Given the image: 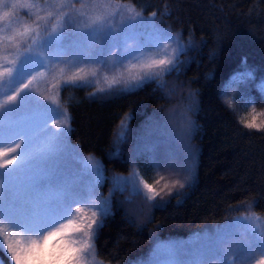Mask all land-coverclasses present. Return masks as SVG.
<instances>
[{
  "label": "snow or ice",
  "instance_id": "1",
  "mask_svg": "<svg viewBox=\"0 0 264 264\" xmlns=\"http://www.w3.org/2000/svg\"><path fill=\"white\" fill-rule=\"evenodd\" d=\"M58 7H65L63 0ZM8 16V12L0 14V21ZM155 16L154 11L144 17L134 6L119 0H81L79 9L73 3L70 10L59 11L50 28L41 29L37 24L35 28L25 26L14 35L0 36V80L6 77L10 87L19 85L0 100V157L12 154L0 162V252L10 255L9 264H89L87 256L95 253L93 226L100 227V217L109 214L110 200L97 191L104 180L99 161L89 156L82 170H71V164L79 163L82 157L68 144L70 117L61 104L60 92L89 85V77L97 78L99 84L101 67L113 74L105 72L106 87H98L90 95H112L150 82L164 88L163 76L177 70L185 45L158 25ZM40 19L44 18L37 17ZM173 44L171 52L160 58L149 54V49L167 50ZM13 45L16 51L8 52ZM59 64L65 67L59 69L55 94L41 98L39 90L30 87L33 80L44 75L37 69L51 70ZM66 67L74 71L65 74ZM248 78L251 73L245 70L233 80L242 83ZM227 103L231 107V101ZM256 119L252 115L240 122L250 129H264V121L257 123ZM153 120L176 139L166 120L158 115ZM120 127L118 135L123 138L124 120ZM166 164L178 170L170 184L166 182L157 190L133 170L127 176L113 177L110 195L128 192L129 204L142 197L146 203L161 206L165 195L185 187L179 173L188 170L183 156L175 163L168 157L153 158L157 168ZM163 179L160 176L154 183L159 185ZM260 220L254 213L235 217L232 223L209 234L200 249L193 252L175 246L167 258L149 264H251L253 260L254 264H264V223Z\"/></svg>",
  "mask_w": 264,
  "mask_h": 264
},
{
  "label": "trees",
  "instance_id": "2",
  "mask_svg": "<svg viewBox=\"0 0 264 264\" xmlns=\"http://www.w3.org/2000/svg\"><path fill=\"white\" fill-rule=\"evenodd\" d=\"M119 2L144 15L155 11L156 23L177 35L185 51L177 70L166 74L164 88L150 82L112 95H90L95 90L90 85L62 89L68 139L102 164L106 189L109 175L131 169L134 146H142L136 139L148 119L189 95L196 162L184 188L137 218L113 197L109 214L94 226V256L105 264H130L146 257L159 240L186 237L247 210L264 216V129L240 122L252 115L257 123L264 121V0ZM245 70L251 78L233 80ZM122 120L126 130L119 138ZM0 261L9 264V255L0 252Z\"/></svg>",
  "mask_w": 264,
  "mask_h": 264
},
{
  "label": "rangeland",
  "instance_id": "3",
  "mask_svg": "<svg viewBox=\"0 0 264 264\" xmlns=\"http://www.w3.org/2000/svg\"><path fill=\"white\" fill-rule=\"evenodd\" d=\"M63 2L65 7L60 8L58 7V5L61 4V0H19L18 4L15 3V0H4V4L0 5V14H3L4 12H8L9 16L6 17L4 20L0 21V29H4L3 32H0V36L14 35L16 32H22L25 26H28L30 28H35L37 24L41 26V29L50 28L52 23L54 22L55 15L58 14L59 11L70 10L72 8L73 3L75 5V8L77 9H79L81 6V0H63ZM121 3L132 6L131 4L126 2H121ZM14 4L15 7L13 6ZM21 5H27V6L21 7ZM135 11L141 13L136 8ZM49 12L53 13V17L51 18L47 17V13ZM73 15H75L74 12ZM142 16L149 17L150 15L142 14ZM37 17H42L44 19L37 20ZM45 19L47 20V23H45ZM174 46L175 44L171 45L167 50L149 49L148 51L149 54L153 55L155 58H160L161 56L170 53L171 48ZM21 47H26V45H22ZM15 51L16 48L14 45L8 48V52H15ZM135 62L136 61H133V63ZM53 63L56 62L54 61ZM76 66L79 67L80 65H76ZM61 67H65V66L63 64H59L56 68L51 70L37 69V72H43L44 75L36 80H33L30 87H32L33 89H38L41 98H43V96L46 95H54L56 91L54 85L56 84L57 79H60V76L58 74H59V69ZM122 67L123 66H121V68ZM72 71H74V68L71 67L65 68V74H70ZM135 71L137 70L133 69V72ZM105 72H107L109 76L113 74L111 70L101 67L100 74L98 76L100 83L99 84L96 83L97 78L89 77L91 81L89 85L93 86L94 89L98 87H106L103 79ZM54 74L56 75V79H53ZM165 77L166 74L163 76V80H165ZM6 80H7L6 77L3 80H0V100H4L7 95L12 94V92L15 90L16 87H19V85L10 87L7 84ZM185 99L186 101L179 102L180 104L172 106L168 110L156 112L148 119L147 126L144 129L143 134L138 135L139 136L138 138L140 139H136V143H138L139 145L142 144V146L140 147L134 146L135 153L132 155L133 161L129 172L124 174L115 173L109 175V184L106 187V189L103 188V184L106 178V174L103 173L104 180L99 185L97 191L101 194L102 197L108 198L110 202L113 199V197H116L115 198L116 201L119 204L121 203L128 213H130L131 211L133 214L132 216H134L135 218H137L140 214H142L145 208H148L153 204L146 203L142 197L134 198L133 203L129 204L127 202V197L129 195L128 192L121 193L117 191L110 195V189L112 188L113 177L118 175L127 176L133 170H138L140 175L143 176L148 183L153 184V186L156 187L157 190H159V188L163 187V185L166 182L170 184L173 179L177 178L176 172L178 170L169 167L167 164L160 168L155 167L153 165L154 157L161 160H163L165 157H168L170 159V163H175L177 159L183 156L188 170L180 172L179 175L180 178L184 179L185 181L190 178L189 176H191L192 172L194 171L195 162H196V149L190 140V137L192 136L191 113H192V108L194 106V97L185 95ZM156 115H158L161 118V120L167 121L168 125L170 126V129L175 131L176 139H173V137L164 130L161 124L154 122L153 117ZM185 117L187 119H185ZM188 121H191L190 128L187 127ZM135 134L137 133L135 132ZM67 141L70 146H74L78 150V152L82 157V160L79 163L71 164V170H82L86 165L87 158L91 155L83 154L76 145H74L69 141L68 134H67ZM11 155L12 154H9L8 157H0V162H2V160L5 158L10 159ZM91 157L94 160L98 161L93 156ZM65 159L70 160V158L68 157H65ZM13 163H15V161ZM160 176H163L164 179L160 181L159 185H156L154 183V179H159ZM69 178L70 179L72 178L71 172L69 173ZM84 178L87 179V177ZM126 206L129 207L127 208ZM253 213L261 218L260 220L261 223H264V216L251 210H247L246 212L234 216L233 218L242 217L246 214H253ZM233 218L221 224L207 227L206 229L203 230H199L183 238L159 240L155 243L154 247L151 249V251L146 257L139 260H135L130 264H149L150 261L167 258L169 256L170 249H172L175 246H179L181 249L185 251L194 252L202 247L206 237L209 234L214 232L219 227H223L227 224L232 223ZM74 239L79 240L80 236H75ZM177 258H181V257L178 256ZM87 260L89 264H99L100 262L95 258L94 254H89L87 256ZM11 262L12 264H15L14 261ZM0 264H2L1 261ZM251 264H254V260L251 262Z\"/></svg>",
  "mask_w": 264,
  "mask_h": 264
}]
</instances>
